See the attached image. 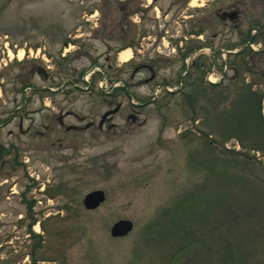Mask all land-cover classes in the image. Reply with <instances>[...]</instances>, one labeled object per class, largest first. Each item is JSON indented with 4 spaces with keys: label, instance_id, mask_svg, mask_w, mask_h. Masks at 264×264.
<instances>
[{
    "label": "rangeland",
    "instance_id": "1",
    "mask_svg": "<svg viewBox=\"0 0 264 264\" xmlns=\"http://www.w3.org/2000/svg\"><path fill=\"white\" fill-rule=\"evenodd\" d=\"M191 1L0 0V147L9 152L0 157V264H264V152L247 153L255 155L254 166L219 159L217 141L231 130L220 128L212 113L230 106L237 94L219 96L220 88L212 92L206 82L214 57L220 74L222 62L231 67L240 60L237 52L247 41L233 45L251 24H258L250 34L259 41L249 40L256 50L247 48V54L264 49V0ZM232 5L240 11L237 20L217 17ZM131 40L134 57L117 69V54ZM140 43L143 55L135 50ZM197 48L204 50L190 57L187 68L184 57ZM29 50L33 56L26 58ZM18 51L26 55L21 61ZM255 59V69L264 71V55ZM150 61L155 78L146 82L151 74L134 68ZM196 61L205 70L206 93L191 102L184 100L190 89L185 82ZM94 66H111L110 75L123 79L126 88L109 97L94 90L64 92L67 85L64 93L41 91L53 82L60 86L61 77L79 83L74 78ZM38 67L48 71L47 81ZM226 75L221 88L234 70ZM242 76L245 83L256 81L264 109V80ZM97 78L91 76L92 85ZM180 79V91L163 92L142 106L136 123L126 120L131 99L148 104L155 84L175 86ZM24 100L28 109L87 117H69L66 125H96L106 110L123 108L112 118L115 132L94 128L60 135L54 128L42 139L2 126L13 117L27 125L25 110L17 108ZM33 118L43 130L44 119ZM223 148L244 152L236 138ZM98 189L105 201L86 210L84 195ZM121 219L133 229L113 238L110 228Z\"/></svg>",
    "mask_w": 264,
    "mask_h": 264
},
{
    "label": "trees",
    "instance_id": "2",
    "mask_svg": "<svg viewBox=\"0 0 264 264\" xmlns=\"http://www.w3.org/2000/svg\"><path fill=\"white\" fill-rule=\"evenodd\" d=\"M187 1L188 0H186V2ZM257 25L258 24H251L249 30L245 33L240 32L239 42L234 43L233 46L249 40L258 42V35L250 34V31ZM258 31H260V29H258ZM196 33H202V31L200 30ZM189 52L190 51H187L185 54ZM185 54H183V56ZM237 55L240 56V60L236 62L234 66L231 65L230 67L234 70V75L229 79V83L221 88L223 81L227 77V75H225L219 83L215 85L208 84L212 92L220 88V90H216L219 96H230L231 92L237 94L236 99H230V106L226 105L224 108H215L212 113L213 120L216 121L220 128L226 131L231 130L229 135L228 133H222L224 135L217 141V147L220 151L217 155L220 160H228L233 163L237 162V164L240 162L254 166L256 157L255 155H248V152L252 150L264 152V135L262 133L264 130V116L262 115L263 92L254 87L256 84L255 80H252L250 83H245L242 75L244 72H247L250 75H254V77H260L264 80V71H262L260 67H258V70L255 69L254 65V61L256 60L255 56L264 55V49L259 51L258 54L254 53L250 55L247 54L246 49H242L237 52ZM150 63L154 65L153 61H150ZM192 68L193 70L188 74L185 82V87L190 86V89L184 94V100L191 102L202 97V93H206L204 92L205 88L202 86L205 73L203 64H199L196 61L193 63ZM105 100H107V98H105ZM231 138H236L239 141L240 147L244 152H233L223 148L226 140ZM6 152L9 153L8 150L4 151V148L0 147V157ZM15 162L17 161L15 160Z\"/></svg>",
    "mask_w": 264,
    "mask_h": 264
},
{
    "label": "flooded vegetation",
    "instance_id": "3",
    "mask_svg": "<svg viewBox=\"0 0 264 264\" xmlns=\"http://www.w3.org/2000/svg\"><path fill=\"white\" fill-rule=\"evenodd\" d=\"M232 10H237L238 11V16H236L235 19H233L231 22L237 20V18L239 17L240 11L237 9L236 6L232 5L229 8H227L224 11L221 12H217L216 15L218 17V15L222 12H227V11H232ZM225 20H229L228 18H226ZM230 21V20H229ZM142 69H146L151 75L148 79H146V82H149L150 80L155 78V65H152L150 62H145V63H141L137 66H135L134 68V72L136 73H141ZM111 105V104H109ZM118 105V104H117ZM150 105V103L148 104H144V105H138V104H130V106H125L128 107V111L129 113L126 115V120L129 121L131 120L132 123H136L138 121V117L140 116L141 113V109H143L145 106ZM144 106V107H142ZM28 104L27 101L24 100L23 103H21V105L19 107H17L18 109L23 108V110H25V114L24 116L28 119V123L27 125H23L24 123V119L23 117H20V119L15 120V117L5 121L2 126L6 127L7 125H14L15 128L17 129V134L19 135H23V136H27V135H32L33 137H42L45 138V134L46 132L52 131L54 128L58 129V132L60 133V135H68L69 133H81V132H85V131H89L91 129H96L99 132H103V131H116V125L112 123V118L114 117V115L119 112V110L121 108H123L122 106H120L119 110L111 115L108 116L107 118L104 119L103 123L100 124L101 121V117L102 115L107 112L110 111L112 109H108L106 110L100 117V120L97 122V124L95 125V122L92 120L90 122H87L84 126H79V125H66L65 119L67 118H74L78 121H84L85 119H87V117H81L78 116L74 113H72L71 111H66L63 114H59V113H44V111L39 110V109H28ZM114 109V108H113ZM45 110V109H44ZM34 114H38L40 118H43V123H41V127L43 128V130H38V127L36 125V121H34L33 115ZM27 119H25L27 121ZM16 121V122H15ZM9 136H15L16 133H14V131L9 130L8 131ZM53 144V143H52ZM61 144V143H60ZM2 169V168H0Z\"/></svg>",
    "mask_w": 264,
    "mask_h": 264
},
{
    "label": "built area",
    "instance_id": "4",
    "mask_svg": "<svg viewBox=\"0 0 264 264\" xmlns=\"http://www.w3.org/2000/svg\"><path fill=\"white\" fill-rule=\"evenodd\" d=\"M5 47L7 48V45L8 43H5ZM249 47L252 49V50H256L254 45L253 44H248ZM204 49H199L195 52H193V54L191 56H188L186 59H185V64H186V67L188 68V63H189V59L190 57L191 58H194V56H196V54H199L203 51ZM7 56H8V60H11V58H13V56L11 54V51L10 49L7 48ZM172 52L175 51V49H172L171 50ZM206 52H208V54H211V50L209 48H206L205 49ZM40 51H37L36 52V56L37 54L39 53ZM66 52V50L64 51ZM22 53L21 57H19V54ZM65 54V53H64ZM26 55H25V52L24 51H18L16 53V58L18 60L24 58ZM33 56V51L32 50H29V56H26L27 58L29 57H32ZM221 57H222V60L225 58V53H222L221 54ZM42 60L43 61H48L46 56L43 54L42 55ZM224 61V60H223ZM48 69H50V67L47 66ZM227 70V67L224 66L223 67V71H226ZM94 74H98V79L96 80L95 82V89L100 91V92H103L105 94H111L115 89L119 88L122 86V82L120 80H110L105 71L103 69H101L100 67H93L92 69H90L89 71H87L81 78L80 82L79 83H76L74 82L72 79H66L64 80L63 82H61L60 86H52V87H49V91L53 92V91H56L58 89H63L66 87L67 84H69L71 87H80L84 90H88L90 85H91V76L94 75ZM186 74V71H184L183 75ZM221 78V74L217 71L216 69V65L213 63L212 64V67H211V70L210 72L208 73L207 77H206V81L209 82V83H216V81H219V79ZM182 86V82H179L178 84H176L175 86H170V85H164V86H156L153 91L151 92V97L152 99H155L157 98L162 92H168V93H171L173 91H176L178 89H180ZM44 101H49V99L46 97L44 98Z\"/></svg>",
    "mask_w": 264,
    "mask_h": 264
},
{
    "label": "water",
    "instance_id": "5",
    "mask_svg": "<svg viewBox=\"0 0 264 264\" xmlns=\"http://www.w3.org/2000/svg\"><path fill=\"white\" fill-rule=\"evenodd\" d=\"M238 16L237 10L222 12L218 15L221 20H225L228 18L230 21ZM38 75L42 78V80H46L48 77V73L41 67L37 70ZM120 108V105L116 106L114 109L105 112L102 117L100 124L103 123L104 119L108 116L115 114ZM105 201V193L103 190H93L86 193L82 199L83 207L88 211H93L97 209L103 202ZM133 229V223L130 220L121 219L113 223L110 228V236L113 238H120L128 235Z\"/></svg>",
    "mask_w": 264,
    "mask_h": 264
},
{
    "label": "bare ground",
    "instance_id": "6",
    "mask_svg": "<svg viewBox=\"0 0 264 264\" xmlns=\"http://www.w3.org/2000/svg\"><path fill=\"white\" fill-rule=\"evenodd\" d=\"M195 1L196 0H192L191 5H195ZM21 55L22 53L19 54V57H21ZM130 55H131V51L129 49H126V50H123V52L119 54V58L120 60H127L130 57ZM62 56H65V54L62 53ZM39 229H40L39 226L36 225V231H39Z\"/></svg>",
    "mask_w": 264,
    "mask_h": 264
},
{
    "label": "crops",
    "instance_id": "7",
    "mask_svg": "<svg viewBox=\"0 0 264 264\" xmlns=\"http://www.w3.org/2000/svg\"><path fill=\"white\" fill-rule=\"evenodd\" d=\"M133 45H134V41L133 40H131V41H129V42H127V43H125V45L121 48V50H123V49H129L130 51H131V55H130V57H134V49L132 48L133 47ZM138 53H140V54H144V51H145V49H144V47H142V48H136L135 49Z\"/></svg>",
    "mask_w": 264,
    "mask_h": 264
}]
</instances>
